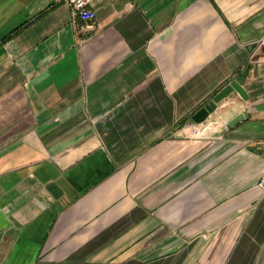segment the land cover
Here are the masks:
<instances>
[{"label":"crops","instance_id":"obj_1","mask_svg":"<svg viewBox=\"0 0 264 264\" xmlns=\"http://www.w3.org/2000/svg\"><path fill=\"white\" fill-rule=\"evenodd\" d=\"M94 9L0 0V264H264V0Z\"/></svg>","mask_w":264,"mask_h":264},{"label":"built area","instance_id":"obj_2","mask_svg":"<svg viewBox=\"0 0 264 264\" xmlns=\"http://www.w3.org/2000/svg\"><path fill=\"white\" fill-rule=\"evenodd\" d=\"M65 1L74 10V17L78 24L79 31L86 35L96 27V12L94 3L97 0H58ZM264 41V38L261 40ZM260 187L264 190V173L259 182Z\"/></svg>","mask_w":264,"mask_h":264},{"label":"water","instance_id":"obj_3","mask_svg":"<svg viewBox=\"0 0 264 264\" xmlns=\"http://www.w3.org/2000/svg\"><path fill=\"white\" fill-rule=\"evenodd\" d=\"M245 78L239 76L230 81L224 86L208 103L201 107L194 115L193 120L196 123H202L208 119L210 114L217 108L218 103L226 98L233 91H238L244 98H248L246 90L244 89Z\"/></svg>","mask_w":264,"mask_h":264}]
</instances>
